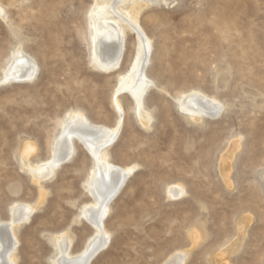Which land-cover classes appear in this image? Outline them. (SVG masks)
I'll use <instances>...</instances> for the list:
<instances>
[{
    "label": "rangeland",
    "instance_id": "rangeland-1",
    "mask_svg": "<svg viewBox=\"0 0 264 264\" xmlns=\"http://www.w3.org/2000/svg\"><path fill=\"white\" fill-rule=\"evenodd\" d=\"M110 1L0 0V222L17 204L36 206L19 230L20 264H53L52 234L70 230L74 253L93 235L81 211L92 201L94 159L81 139L73 137L72 157L41 184L28 166L49 159L73 111L117 123L114 93L139 41L125 25L119 67L98 66L91 15ZM132 1L120 5H141L151 40L142 107L152 118L144 124L130 91L116 94L124 112L111 160L134 168L105 219L110 241L91 264H162L182 250L190 251L185 264H264V0ZM20 46L36 74L2 83ZM194 90L221 101L222 113L188 119L178 102ZM178 184L186 193L169 197ZM244 217L250 225L233 248ZM199 220L208 236L196 244Z\"/></svg>",
    "mask_w": 264,
    "mask_h": 264
},
{
    "label": "bare ground",
    "instance_id": "bare-ground-1",
    "mask_svg": "<svg viewBox=\"0 0 264 264\" xmlns=\"http://www.w3.org/2000/svg\"><path fill=\"white\" fill-rule=\"evenodd\" d=\"M124 1L126 0L110 1L94 10L91 15L94 27L92 33L94 44L93 54L98 66L102 67L107 72L117 69L121 62L125 25L136 33L139 41L137 55L131 68H129L127 74H121V78L114 93L113 106H115L118 113L117 123L110 127L100 125L93 122L81 111H73L69 119L64 122L54 142L49 159L39 164L30 163L28 166L34 180L39 184H41L43 180L51 178L56 174L61 164L69 160L75 152L76 148L73 144V137L81 139L90 150L94 159V166L88 179V188L92 195V201L85 205L81 211L82 217L92 226L94 230L93 235L89 237L82 250L78 253H74L72 250L74 236L70 233V230L61 234L50 235V240L54 243L55 247L53 264H91L95 256L104 247L106 248L110 241L111 233L106 228L105 219L112 210V201L121 191L134 168L130 166H118L111 160L109 146L116 138L118 131H120V127H122L121 124L124 112V110L122 111L121 99L118 95L116 97V94H120L123 90L130 91L137 101L139 109V112H137L140 113L144 124L148 125L152 118V115L144 111L142 107L144 105L145 93L152 82L146 73V66L149 63L151 40L139 22L141 5L136 4L132 7L130 6L131 10L125 12L123 6H121V3ZM133 2L134 1H132V3ZM117 9L125 14L127 18L122 17V13L120 15L121 17H112L108 15L109 12L115 13ZM1 11L2 9L0 7V12ZM27 54L21 49V46L15 51L12 62L4 73V81H2V83L13 82L12 80L26 81L33 79L37 67L35 62H33ZM178 103L180 109H182L186 115L188 114L187 118L193 120L203 119L207 116H218L225 107L216 97H211L200 90H194L184 95ZM34 148L33 145L29 144L23 154V159L28 160L29 154L34 151ZM230 166L232 168L231 164ZM186 190L184 185L178 184L168 187L167 194L169 197L177 199L183 196ZM35 209L36 206L29 203L17 204L11 210L9 221L0 222V264H20L18 262V248L20 243L19 230L24 223L29 222ZM247 217L241 219L239 223V236L233 248L240 246L238 244L246 234V227L248 223L251 222V220H249L250 218ZM192 234L196 244L208 236L205 225L201 220L198 221L195 232ZM189 252V250L174 252V254H171L172 256H170L167 261L165 259L166 262L163 263L185 264L189 258Z\"/></svg>",
    "mask_w": 264,
    "mask_h": 264
},
{
    "label": "water",
    "instance_id": "water-1",
    "mask_svg": "<svg viewBox=\"0 0 264 264\" xmlns=\"http://www.w3.org/2000/svg\"><path fill=\"white\" fill-rule=\"evenodd\" d=\"M12 81H18V80H12ZM23 81H25V80H23Z\"/></svg>",
    "mask_w": 264,
    "mask_h": 264
}]
</instances>
